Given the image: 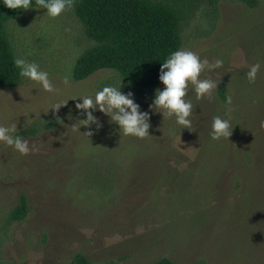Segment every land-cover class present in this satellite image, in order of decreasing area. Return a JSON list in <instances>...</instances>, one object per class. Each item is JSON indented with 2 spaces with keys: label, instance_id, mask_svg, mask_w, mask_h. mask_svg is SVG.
I'll return each mask as SVG.
<instances>
[{
  "label": "rangeland",
  "instance_id": "obj_1",
  "mask_svg": "<svg viewBox=\"0 0 264 264\" xmlns=\"http://www.w3.org/2000/svg\"><path fill=\"white\" fill-rule=\"evenodd\" d=\"M152 1L179 12V48L224 61L201 73L218 82L211 98L196 99L189 86L191 132L150 110L160 83L134 87L106 69L73 78L94 45L73 6L56 18L35 7L6 21L14 57L35 61L55 91L22 77L0 88V125L16 123L36 147L22 155L0 142V264H69L77 254L91 264H264V0ZM120 81L149 112L150 136L120 135L99 111L97 134L68 127L83 118L72 99ZM213 116L230 120L228 139L210 137ZM22 197L26 216L11 220Z\"/></svg>",
  "mask_w": 264,
  "mask_h": 264
},
{
  "label": "clouds",
  "instance_id": "obj_2",
  "mask_svg": "<svg viewBox=\"0 0 264 264\" xmlns=\"http://www.w3.org/2000/svg\"><path fill=\"white\" fill-rule=\"evenodd\" d=\"M45 9L43 16L56 18L66 9L72 7V0H35ZM34 0H0V4L12 10H27L33 7ZM14 65L18 68V75L35 84L46 92H54L52 83L47 71L40 69L35 61L26 60L22 56L13 59ZM222 59H215L209 63L207 59H202L197 53L187 48H179L172 51L160 63L158 71V81L163 85L154 91L150 110L158 109L162 117L167 116L174 119L175 125L179 127L180 133L183 129L188 131L192 128L191 115L193 104L188 98L189 86L194 92L196 99L211 98L213 90L217 89L216 80L205 78L201 73L207 68L209 71L223 66ZM261 62L257 61L249 66L246 77L250 83L254 82L257 72L261 69ZM63 82L67 83L65 77ZM79 102L74 104L77 115L83 113L82 119H76L70 127L74 132L87 138L97 134L103 127L100 118L94 115L99 111L109 118V123L118 126L120 135L131 136L138 139L149 135V112L140 110V106L134 101L133 93L121 91V81L119 86L105 84L94 95H80ZM68 101V100H67ZM66 103H63L65 105ZM62 105V106H63ZM61 105H54L49 108L52 114L56 115V110ZM48 110V112H49ZM72 119V117H69ZM57 122L62 121L57 117ZM84 131L81 132L80 129ZM229 119H222L220 116H213L209 135L213 140L229 138L232 132ZM17 124L12 123L4 126L0 125V142L12 148L20 154H27L35 151V145L29 146V141L17 133ZM191 132V131H190Z\"/></svg>",
  "mask_w": 264,
  "mask_h": 264
},
{
  "label": "trees",
  "instance_id": "obj_3",
  "mask_svg": "<svg viewBox=\"0 0 264 264\" xmlns=\"http://www.w3.org/2000/svg\"><path fill=\"white\" fill-rule=\"evenodd\" d=\"M244 2L251 4V0ZM32 6L41 7L35 0ZM72 6L85 35L94 42L76 60L72 71L75 80L106 69L117 72L134 87L149 89L160 83V63L180 47V15L175 8L152 0H72ZM19 11L0 4V88H13L20 81L5 32L6 21ZM26 212L22 197L10 219L21 221ZM69 264L91 263L77 254ZM150 264L175 263L161 258Z\"/></svg>",
  "mask_w": 264,
  "mask_h": 264
}]
</instances>
